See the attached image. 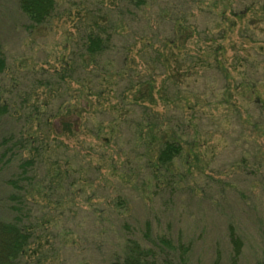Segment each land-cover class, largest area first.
<instances>
[{
	"label": "rangeland",
	"instance_id": "1",
	"mask_svg": "<svg viewBox=\"0 0 264 264\" xmlns=\"http://www.w3.org/2000/svg\"><path fill=\"white\" fill-rule=\"evenodd\" d=\"M151 1L55 0L32 26L18 0H0V219L21 206L33 233L22 264H108L130 239L159 257L185 245L188 264H229V224L239 264L264 260V126L251 127L264 100V0L221 24L217 58L206 56V0ZM164 7L196 29L177 48L163 45ZM92 29L112 34L95 57L84 53ZM162 135L182 146L167 169L154 165Z\"/></svg>",
	"mask_w": 264,
	"mask_h": 264
},
{
	"label": "trees",
	"instance_id": "2",
	"mask_svg": "<svg viewBox=\"0 0 264 264\" xmlns=\"http://www.w3.org/2000/svg\"><path fill=\"white\" fill-rule=\"evenodd\" d=\"M128 4L141 8L148 6L155 1L151 0H126ZM205 0H200L201 4H204ZM237 0H206V15H212L214 20V29L216 33H210L206 27V56L211 55L217 58V53L222 50V45L218 43L225 37V29L221 26L222 23L232 22V17H243L254 9L258 2L254 0L246 3V5L240 9L235 5ZM18 5L21 11L28 17L32 26L44 24L51 17L55 9V0H18ZM264 4H261V10L264 12ZM220 8V11H219ZM264 16V14H262ZM161 17L171 22L169 29V36L163 39V45H168L173 48H177L178 45H182L187 40L191 39L194 34V26L188 23H182L185 18L173 16L168 13V9L164 7L161 11ZM189 24L190 26H186ZM210 27V26H208ZM112 34L105 35L104 31H96L92 29L85 36L84 53L89 56H99L110 48L112 41ZM215 43V44H214ZM150 44V43H147ZM152 46V44H150ZM154 55L161 57L162 53L158 49H154ZM197 59H203L202 55L193 57ZM126 60V55L124 57ZM216 61V59H215ZM215 66L219 68L218 61L215 62ZM5 67V60L0 51V72ZM223 70V69H221ZM225 72V70H223ZM257 97V120H252V129L259 130L264 126V100ZM61 107V106H60ZM62 130L71 132V124L64 123L61 125ZM142 132H139V136ZM154 133L151 131V135ZM264 147L259 145L258 151H261ZM182 146L176 138L167 137L162 135L158 153L156 156L155 164L156 168L162 167L167 169L172 161L181 154ZM2 154L0 153V165L2 164ZM263 159L254 158V164L256 168L263 166ZM33 164V159H25L20 163L21 173L25 174L27 168ZM11 184L17 186L15 181H11ZM16 194L11 193L9 196L11 200H17ZM16 215L12 220L0 219V264H22L25 259L30 243L32 242L33 233L30 227L24 222L22 208L18 204L11 205ZM227 236L230 244V256L229 264H239L240 256L243 249V240L238 234L233 224H229L227 227ZM171 242L166 238L161 239V245L170 246ZM174 248V247H173ZM172 249V247L170 248ZM176 249H180V255L174 257L168 253H165L161 257L153 250V248L142 245L136 240H128L122 247L121 253L111 260L108 264H188L187 250L188 246L178 245ZM255 264H264V260H258Z\"/></svg>",
	"mask_w": 264,
	"mask_h": 264
}]
</instances>
